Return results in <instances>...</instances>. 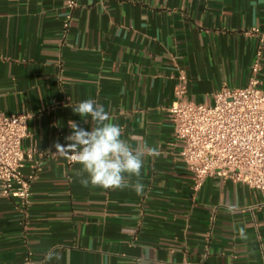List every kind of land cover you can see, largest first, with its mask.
<instances>
[{"label": "crops", "instance_id": "obj_1", "mask_svg": "<svg viewBox=\"0 0 264 264\" xmlns=\"http://www.w3.org/2000/svg\"><path fill=\"white\" fill-rule=\"evenodd\" d=\"M69 1L0 0V115L28 112L22 147L37 151L28 204L0 190V264H264V192L220 177L195 190L169 113L181 87L212 104L247 86L260 50L264 91V0ZM89 98L157 148L142 194L85 187L55 153L69 120L91 128L72 110Z\"/></svg>", "mask_w": 264, "mask_h": 264}, {"label": "built area", "instance_id": "obj_2", "mask_svg": "<svg viewBox=\"0 0 264 264\" xmlns=\"http://www.w3.org/2000/svg\"><path fill=\"white\" fill-rule=\"evenodd\" d=\"M76 5V0L68 3L70 9ZM65 26L68 27V23ZM261 56L260 50L247 86L223 87L214 93L212 104L188 101L184 98L185 88L181 87L169 108L176 138L182 143L181 157L193 176L195 190L207 179L220 177L264 192ZM185 79L182 77L183 81ZM30 118L28 112L0 115V190L23 205L29 202L33 181L23 169L26 161L37 152L35 148L27 152L22 147L29 134ZM30 255L26 264H29Z\"/></svg>", "mask_w": 264, "mask_h": 264}, {"label": "clouds", "instance_id": "obj_3", "mask_svg": "<svg viewBox=\"0 0 264 264\" xmlns=\"http://www.w3.org/2000/svg\"><path fill=\"white\" fill-rule=\"evenodd\" d=\"M72 110L84 123L91 122L92 126L85 130L76 121L69 120L71 134L65 137L67 144L55 143V153L81 166V171L87 174L80 180L85 187H130L142 194L143 185L138 178L145 158L159 154L157 148L147 144L134 147L123 139L121 126L111 120L103 105L91 98L80 101ZM133 177L137 178L135 183H132Z\"/></svg>", "mask_w": 264, "mask_h": 264}]
</instances>
